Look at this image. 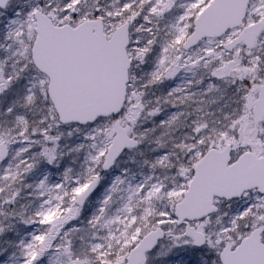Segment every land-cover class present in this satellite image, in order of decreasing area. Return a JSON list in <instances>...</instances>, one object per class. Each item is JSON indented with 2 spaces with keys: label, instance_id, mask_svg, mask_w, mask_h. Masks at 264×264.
<instances>
[{
  "label": "snow or ice",
  "instance_id": "1",
  "mask_svg": "<svg viewBox=\"0 0 264 264\" xmlns=\"http://www.w3.org/2000/svg\"><path fill=\"white\" fill-rule=\"evenodd\" d=\"M0 264H264V0H0Z\"/></svg>",
  "mask_w": 264,
  "mask_h": 264
}]
</instances>
